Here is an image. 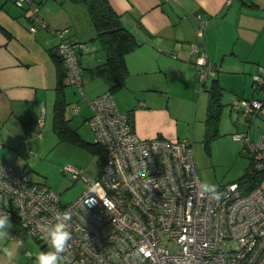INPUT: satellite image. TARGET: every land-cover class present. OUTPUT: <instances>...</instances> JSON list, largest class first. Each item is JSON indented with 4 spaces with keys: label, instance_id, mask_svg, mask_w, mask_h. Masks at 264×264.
I'll list each match as a JSON object with an SVG mask.
<instances>
[{
    "label": "built area",
    "instance_id": "built-area-1",
    "mask_svg": "<svg viewBox=\"0 0 264 264\" xmlns=\"http://www.w3.org/2000/svg\"><path fill=\"white\" fill-rule=\"evenodd\" d=\"M13 3L28 10L31 33L43 27L58 36L55 53L69 82L85 98L78 55L83 42L66 39L67 27L50 26L38 13L39 2ZM197 17L201 36L205 22ZM190 51L201 91L215 77L217 67L199 42L191 43ZM252 79L257 97L238 99L247 124L256 117L264 119V66H258ZM86 100L90 114L84 120L103 147L105 160L96 179L83 176L86 188L77 198L62 203L59 193L45 182L31 180L0 159V194L9 203L0 208L17 217L28 235L48 249L42 238L44 227L54 222L57 213L69 211L71 264H264V188L260 184L243 192L239 182L231 181L217 187L219 200L201 198L196 194L202 180L192 155L193 140L138 136L130 116L118 109L109 90ZM44 118L43 109L38 118L41 127ZM232 138L245 145L251 168L264 172V132L252 139L247 127L232 132ZM63 170L73 176L80 172L72 165Z\"/></svg>",
    "mask_w": 264,
    "mask_h": 264
},
{
    "label": "crops",
    "instance_id": "crops-1",
    "mask_svg": "<svg viewBox=\"0 0 264 264\" xmlns=\"http://www.w3.org/2000/svg\"><path fill=\"white\" fill-rule=\"evenodd\" d=\"M35 1L40 3L38 13L50 26L67 27L66 39L83 42L78 55L85 99L108 90L105 51L94 39L95 29L85 5L70 0ZM12 2L0 0V126H5V131L14 128L9 124L11 118L21 123L27 104L33 110L36 104L52 101L53 109L55 83L50 85V78L56 76V66L51 52L58 43L56 34L43 27L35 33L34 42L28 41L29 12ZM108 2L139 42L125 55V84L113 93L118 109L130 116L138 136H187L188 129L181 125L183 117L174 109L176 96L185 98L189 106L183 124L190 127L193 121L195 125L202 97L190 51L193 42L205 48L209 62L217 67L204 90L213 80L223 89L220 130L232 133L248 127L252 139L264 132V119L256 117L247 124L238 106L239 98L258 95L252 86V74L259 65L264 66V0H254V7L240 0ZM198 14L205 22L201 36L197 32ZM22 126L26 128L24 122ZM0 144V153L6 159L9 151ZM260 185L264 188V179ZM15 234L11 229V235ZM4 247L13 248L15 255L9 262L0 251V264H32L21 254L22 247L14 248V241L0 242V249Z\"/></svg>",
    "mask_w": 264,
    "mask_h": 264
},
{
    "label": "rangeland",
    "instance_id": "rangeland-1",
    "mask_svg": "<svg viewBox=\"0 0 264 264\" xmlns=\"http://www.w3.org/2000/svg\"><path fill=\"white\" fill-rule=\"evenodd\" d=\"M12 1L10 0V2ZM28 32L30 33L28 34V41L32 40L34 42L35 34ZM50 79V85L56 83V76ZM62 79L65 100L64 113L66 118L69 119L70 126L75 128L82 139L94 142L95 134L84 120V117L90 114L87 100L81 98V95L75 86L69 83V79L65 74ZM95 87H98L97 84H95ZM199 92L202 99L198 102L199 111L194 126L193 121L190 127L189 124H183L189 115V106L186 99L176 96L173 99V105L175 111L183 117L181 118L182 127L188 129L185 134L187 135L186 138L193 140L192 155L198 176L202 181H207L219 187L237 180L248 166L250 156L247 149L241 145L242 143L232 138V133H224L220 128L219 134L210 141L209 147H205L203 132L206 112L205 103L208 94L206 90ZM75 105H78L77 112L74 111ZM43 107L45 108V118L44 125L41 127L38 124V118L41 116ZM194 109L195 107H193L192 113ZM52 117V101L47 104H36L33 110L32 105L27 104L21 114V123L11 118L9 124L14 128L5 131V126H0L2 138H7L8 135L6 140L0 138V143H3L2 148L9 151L7 160L1 153L0 159L16 166L20 171L27 174L31 180L45 182L59 193L62 203H68L85 190L86 182L83 176L88 174L91 179H96L98 176V170L100 169L98 154L67 138L61 139L52 128ZM23 122L26 128L22 126ZM67 165L75 166L80 170L79 174L73 176V173L65 172L63 167ZM0 196L3 197L1 194ZM6 201L7 199L3 197V200H0V206L9 205ZM20 238L23 241L21 254L32 264H35L34 257L37 252L48 250L42 246L41 242L28 235L24 230L20 231ZM15 240V238L11 239V241Z\"/></svg>",
    "mask_w": 264,
    "mask_h": 264
},
{
    "label": "trees",
    "instance_id": "trees-1",
    "mask_svg": "<svg viewBox=\"0 0 264 264\" xmlns=\"http://www.w3.org/2000/svg\"><path fill=\"white\" fill-rule=\"evenodd\" d=\"M75 3L85 5L89 18L95 29L94 39H97L105 51V60L103 64L107 70L108 90L114 93L125 84L127 76V66L125 55L133 50L139 42L134 34L123 24L121 16L114 11L108 0H70ZM241 4H246L251 7L255 6L254 0H240ZM56 66V83H55V98L52 109V128L61 139H69L79 145H82L87 150L98 154V165L101 167L105 160V151L103 147L96 141L89 142L80 137L75 128L69 124V119L64 113V90H63V75L65 70L61 60L51 52ZM70 83V82H69ZM71 84V83H70ZM207 90V105L204 117V132L203 142L206 148L209 147L210 141L219 134V124L221 118V110L223 107L222 93L223 89L218 84L217 80H213ZM257 91V90H255ZM254 97H257L254 96ZM243 144V143H242ZM243 147L245 145L243 144ZM264 179V172L254 171L250 162L244 173L234 181L239 182L243 192H248L255 186L259 185ZM15 236L18 232L23 231L17 217H12ZM39 242V241H38ZM45 248V246L42 244ZM46 249V248H45Z\"/></svg>",
    "mask_w": 264,
    "mask_h": 264
},
{
    "label": "clouds",
    "instance_id": "clouds-1",
    "mask_svg": "<svg viewBox=\"0 0 264 264\" xmlns=\"http://www.w3.org/2000/svg\"><path fill=\"white\" fill-rule=\"evenodd\" d=\"M196 194L201 198L208 197L216 200H219L221 196L217 186L207 181H202L197 185ZM0 200H3L2 196H0ZM4 207L6 208L7 205L5 204ZM71 220V212L64 211L57 213L54 222L44 227L42 238L47 242L49 250L37 252L34 257L35 264H71L68 255L70 241L73 238L69 224ZM12 228L10 213L0 208V242L13 239L11 236ZM21 247H23V241L16 239L14 248L19 249ZM0 251L4 253L9 262L15 255L13 248L4 247Z\"/></svg>",
    "mask_w": 264,
    "mask_h": 264
}]
</instances>
